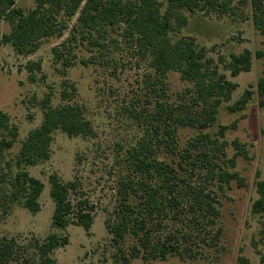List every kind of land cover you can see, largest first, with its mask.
<instances>
[{"label": "rangeland", "instance_id": "obj_1", "mask_svg": "<svg viewBox=\"0 0 264 264\" xmlns=\"http://www.w3.org/2000/svg\"><path fill=\"white\" fill-rule=\"evenodd\" d=\"M17 6L29 11L35 7V0H17ZM78 16L69 21L62 36L42 40L36 52L23 56L2 42V36L11 31V26L6 21L0 23V110L7 113L11 125L19 129L14 145L5 151L14 172L19 170L16 159L22 143L43 123V100L47 96L51 98V106L56 108L66 103L62 98L66 90L71 96L68 103L84 110L96 133L95 137H70L58 130L54 133L50 159L24 167L45 184L39 199L41 210L37 214L21 204L0 201V242L10 240L19 257L9 264L37 259L36 241L43 242L51 234L68 239V244L53 254L56 264H124L121 257H128L136 240L129 235L122 243L115 242L106 221L113 219L119 202L121 178L134 171L127 151L145 134L144 118H139L138 122L127 111L148 109L151 113L156 102L190 105L191 98L184 93L192 84L183 81L178 72L168 73L165 95L158 97L159 91L148 77H154L150 56L141 55L135 42L122 33L110 34L108 38L114 37L116 42L103 56L104 52L91 48L79 35L78 41L70 45L71 53L66 52L74 65L66 68L62 61H57L53 50L70 37ZM172 37L194 40L204 47L212 61L209 67L237 84L231 100L220 107L213 126L204 130L193 127L178 130V152L192 148L190 162L207 167L195 173L189 168L186 179L190 178V182L204 186L217 196L220 215L213 234L219 233V239L215 245L202 247V254L196 258L183 261L171 256L165 261L149 262L137 258L128 264H242L241 257L248 260V264H264L261 261L264 215L252 212L258 198L256 184L264 180V107L260 105L258 91V83L264 77V55L258 56L264 53V36L255 30L251 20L199 10L189 14L188 25ZM246 49L252 52V67L248 72L233 76L232 56ZM90 58H95V63H82ZM29 67L33 69L31 72ZM30 75L34 76V82ZM246 90L252 91L248 105L241 111L230 112L228 106L238 101ZM204 135L207 137L199 140ZM4 137L7 132L0 129V140ZM158 157L175 168L180 161L179 156L164 150L158 151ZM223 172L239 174L244 186H239L236 180L221 182L219 175ZM53 174L65 183H79L70 200L75 207L73 213L83 202L94 207L89 231L78 225H70L65 230L53 227L55 204L50 196ZM169 230H172L171 225L165 232ZM210 236L206 234L208 241Z\"/></svg>", "mask_w": 264, "mask_h": 264}, {"label": "trees", "instance_id": "obj_2", "mask_svg": "<svg viewBox=\"0 0 264 264\" xmlns=\"http://www.w3.org/2000/svg\"><path fill=\"white\" fill-rule=\"evenodd\" d=\"M199 10L251 20L255 30L264 36V0H35V7L29 11L19 8L17 0H0V23L6 21L11 26V31L1 40L11 45L18 55L32 54L39 49L42 40L62 36L69 21L79 14L70 37L53 50L56 60L62 61L66 68L74 65L66 52L71 53L70 45L78 41L79 35L91 48L104 52L103 56L116 42L114 37L108 38L110 34L122 33L135 42L141 55L150 56L154 77H148L159 91V98L165 95L169 72H178L183 81L192 84L184 93L190 96V105L156 102L151 113L148 109L127 111L138 122L139 118H144L145 134L127 151L134 171L121 178L119 202L113 219L106 221L115 242L122 243L129 235L136 240L128 257H121L124 264L137 258L146 262L165 261L171 256L185 261L201 255L202 247L215 245L219 239V233L213 234L220 215L217 196L204 186L190 182V178L186 179L189 168L195 173L207 167L190 162L192 148L178 152L179 128L204 130L213 126L220 107L231 100L237 89V84L209 67L212 61L204 47L194 40L172 37L188 25L189 14ZM263 55L258 53V56ZM82 63H95V58L84 59ZM232 67L233 76L250 71L252 52L246 49L232 56ZM29 78L35 81L33 75ZM258 91L260 105L264 107V77L258 83ZM251 95L252 91L246 90L228 110L232 113L243 110ZM62 98L66 103L56 108L51 106L50 96L43 100V123L22 143L16 159L17 172L6 160L5 151L14 145L19 129L11 125L9 115L0 110V129L7 132V137L0 140V201L21 204L34 215L41 210L39 199L45 184L24 167L50 159L54 133L58 130L70 137L96 135L84 110L68 103L71 96L66 90ZM161 150L180 157L177 168L158 157ZM219 178L226 183L236 180L239 186H244L237 173L223 172ZM78 187L79 183H65L57 174L50 176V196L55 204L54 228L65 230L70 225H78L89 231L92 227L93 206L80 203L73 213L75 207L70 195ZM256 187L258 198L252 212L264 215V180L258 181ZM169 225L172 230L165 232ZM206 234L212 235L209 241ZM261 242L264 243V230ZM67 244V237L51 234L43 242L36 241L37 259H28L23 264H56L53 254ZM17 253L10 240L0 242V264L18 261ZM240 261L248 264L243 257ZM261 261L264 263V255Z\"/></svg>", "mask_w": 264, "mask_h": 264}]
</instances>
